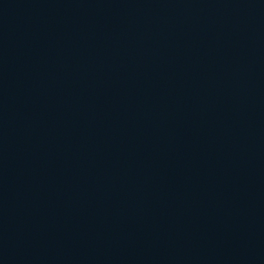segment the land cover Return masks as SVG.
<instances>
[{
  "label": "water",
  "instance_id": "1",
  "mask_svg": "<svg viewBox=\"0 0 264 264\" xmlns=\"http://www.w3.org/2000/svg\"><path fill=\"white\" fill-rule=\"evenodd\" d=\"M0 264H264V0H0Z\"/></svg>",
  "mask_w": 264,
  "mask_h": 264
}]
</instances>
